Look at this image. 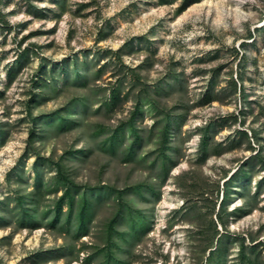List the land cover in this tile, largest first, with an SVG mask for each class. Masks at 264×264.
<instances>
[{"label": "rangeland", "instance_id": "rangeland-1", "mask_svg": "<svg viewBox=\"0 0 264 264\" xmlns=\"http://www.w3.org/2000/svg\"><path fill=\"white\" fill-rule=\"evenodd\" d=\"M0 264H264V0H0Z\"/></svg>", "mask_w": 264, "mask_h": 264}, {"label": "trees", "instance_id": "trees-1", "mask_svg": "<svg viewBox=\"0 0 264 264\" xmlns=\"http://www.w3.org/2000/svg\"><path fill=\"white\" fill-rule=\"evenodd\" d=\"M185 10V8H183V9H181V11H184ZM226 194H227V190L225 191V196H226ZM223 206L221 205V207L220 208H222Z\"/></svg>", "mask_w": 264, "mask_h": 264}]
</instances>
